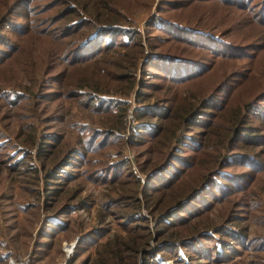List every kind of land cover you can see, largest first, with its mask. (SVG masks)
I'll use <instances>...</instances> for the list:
<instances>
[{"label": "rangeland", "instance_id": "rangeland-1", "mask_svg": "<svg viewBox=\"0 0 264 264\" xmlns=\"http://www.w3.org/2000/svg\"><path fill=\"white\" fill-rule=\"evenodd\" d=\"M167 1L176 4L167 5L164 0L116 1L111 4L117 9L111 18L118 17L132 35L135 30L134 38L141 41L139 49L143 51L135 55H147L153 49H182L203 63L201 72L186 80L176 76L167 80V72L163 74L164 84L170 85L164 96L175 95L178 100L196 104L219 86L220 100L215 108L224 109L214 110L217 112L209 118L215 130L205 136L197 133L202 141L192 143L196 154H192L189 165H194L189 170L183 168L180 176L193 185L210 175L217 177L218 184L214 183L212 197L205 196L202 214L187 217L181 230L172 234L169 232L175 228L153 224L152 217L159 208L141 203L138 211L149 217V229L162 232L150 240L146 250L160 239L172 242L174 250L157 251L148 256L147 263L138 255L136 264L186 261L188 250L180 240L200 232L210 236L195 244L198 252L207 249L212 255L214 245L224 246L221 240L227 243L223 247L227 254L216 262L211 256L190 253L192 263L264 264V120L254 122L257 128L249 133L261 136L260 144H232L230 148L232 142L226 138L234 124L229 116L233 111H226L229 101L239 99L233 104L237 110L264 88V0H213L215 4L211 0L202 4L198 0ZM84 3L81 14L92 19L97 6L93 0H0V27L7 37L0 36V264H10L9 259L13 264L98 263L103 243L114 238L127 240L114 212L132 211L131 199H121L132 193L130 185L101 180V169L124 157L142 183L139 166L143 161L163 159L145 154L146 143L127 141V127L134 120L132 110L155 99L154 95L134 97L141 61L134 69L131 87L129 80H121L123 85L111 81V76L91 82V73L82 69L95 60L116 59L130 47L113 44L73 64L61 56L62 46L51 38L61 22L51 25L52 18L47 15L66 4L80 8ZM158 21H169L180 29L163 28ZM184 28L194 33L203 30L213 37L184 33ZM90 31L89 26L84 27L73 37L82 39ZM130 38L123 35L112 40L125 42ZM248 43L255 45L238 48ZM100 65L111 67L106 62ZM178 72L180 76L182 71ZM236 72L249 74V78L238 83ZM79 79L89 86L70 91L74 85L70 81ZM247 83L250 86L240 98L239 92ZM258 103L260 108L254 112L264 118V100ZM182 134L183 139L191 135L188 131ZM31 140L32 144H27ZM42 141L50 143L44 148L51 150L43 161L37 157ZM258 148L261 150L257 153ZM233 153H247L249 157L239 161ZM221 164H226L223 170L230 177L217 174ZM53 166L58 180L45 177ZM94 170L96 179L91 174ZM50 188L57 190L49 192ZM125 243L131 245L130 241Z\"/></svg>", "mask_w": 264, "mask_h": 264}, {"label": "trees", "instance_id": "trees-1", "mask_svg": "<svg viewBox=\"0 0 264 264\" xmlns=\"http://www.w3.org/2000/svg\"><path fill=\"white\" fill-rule=\"evenodd\" d=\"M112 1L113 0H93V4L97 6L93 10L94 13L93 17H91L92 19L84 17L81 14V9H85V3L80 8L74 4L63 5L59 11L47 16L48 18H52L51 25L61 22L59 25H56L57 32L56 34H51V38L56 44L62 46L61 49L63 52L61 54L63 55L61 56L65 57L67 62L76 64L78 62L85 61L93 56L95 52L100 51H97V49L102 50L107 46H112L113 44L126 46L127 48L130 47L126 49V51H122L116 59L102 60L100 62L95 60L90 63V65L87 64L83 68L81 67L85 71L87 70L91 73V76L88 77L91 78V82L98 81V79L95 78H100L101 76H111V81L116 83L118 82L123 85L124 83L120 82L121 80H129L128 87H131L135 81L134 69H136V64L141 61L139 67V85L136 90L133 91L134 97L138 98L142 95H154L155 99L151 104L134 107L132 110L134 120L132 123H129L127 127V141H129V143L144 142V144H147L143 149L145 154L147 153L149 155L150 153H153L163 159H161L162 161H143V163L139 166V170L143 172L142 183H140L139 176L129 168L127 159L124 157L117 158L115 162L105 167V169H101V173L98 175L101 180L109 183L118 182L120 185H123L124 183L130 185L129 190L132 193L128 192V194L121 199H131V204L129 206L132 211L128 213L120 211L114 212L115 218H117V220H121L118 221V224H120L126 232L125 239L127 240L124 241V239L114 238L112 242L108 241L103 243L100 246V251H98V254L100 255L98 257V263L95 264H136V257L138 255L144 258V263H147L149 255H156L157 251L163 252L174 250V246L172 245V242L160 239L158 243H155V245L150 248V251L146 250L149 248L150 240H152L154 236H156L157 239L161 236L162 232L158 230H154L152 232L147 225L149 217L142 214L140 210L138 211V208L141 206V203H144L145 207H149L151 209L153 207H158L159 211L152 217L153 224L162 225L165 228H175L170 230L171 232H169V234H172L173 231L178 232L181 230L179 228L184 226L186 223L185 219L187 217L202 214L203 207L205 206L202 203L206 200L205 196H213L212 192L214 189V183L217 182V177L210 178V175L204 176V178L200 180V183L197 181L195 184L189 185L181 180L182 178L180 176L184 173V171L181 170L183 168L187 170L189 167L191 168L194 165H189V161H193V155L196 154V150L194 149L192 143L195 142L198 144L202 141V138L200 139L197 137V133H200L202 136L212 134L216 126L211 123L209 118L212 114L217 112L214 110L218 109L223 111L224 108H215L218 106L217 103L220 100L217 95L219 86L215 87L210 94L206 95L196 104H189L178 100L175 95L164 96L168 88H170V85L164 84L165 76L163 74L167 72V80L173 76L186 80L198 75L202 70L203 63L197 60L195 56L184 53L182 49L169 52L168 50L156 49L157 47H155L156 50H151L147 55H135V53L139 50L140 53L143 52L139 49L141 48V41L138 37L134 38L136 34L135 30L133 31L134 35H132V33L119 21L118 17L111 18L114 14V10L116 9L111 4L116 1L121 2L124 0H114L113 3ZM136 1L140 2L141 0ZM164 1L167 5L176 4L174 1ZM198 1L202 4L206 0ZM211 1L214 3L213 0ZM101 4V9L106 12V14H103L99 9V5ZM182 7L184 6L181 4V8ZM160 8H164V6H160ZM74 17L75 19H73ZM155 18L156 17H153V19ZM153 22L154 20L152 23ZM158 22L161 23V27L163 28L171 27L173 30L178 28V26H175L169 21ZM87 26H89L91 31L82 39H75L73 37L78 35L80 30ZM1 28L2 27H0V36L6 39L7 37L5 32L4 30H1ZM183 30L184 33L190 32L195 36L201 35L205 39L206 37L211 36V34L203 30H197L195 33L191 32V29L184 28ZM123 35L128 37L131 36V38L125 42H114V40H112L113 37ZM212 37L213 36L209 38L212 39ZM106 38L108 41H105ZM254 45L255 43H248L240 45L238 48L247 49L248 47H253ZM236 56L249 57L248 55ZM101 62H106L110 64L111 67L100 65ZM178 66L180 67L177 68ZM108 68H112L114 71H111ZM178 69L182 71L180 76H177L180 74ZM236 74L238 78L236 77L235 81L238 83H241L249 78V74L245 76L243 73L239 72H236ZM82 76L84 75L81 74V77ZM81 80L83 79H79L78 81L71 80L70 82L74 83V85L73 89L70 91L77 92V90L74 89L75 87L84 88V86H89V83L81 84ZM93 84L95 86L97 83ZM248 85L250 86V83H247L239 92L238 96L240 98L242 97V92L248 89ZM92 90L93 89L90 88L89 91ZM71 96H74V94H71ZM235 100L237 102L239 101L238 98H235ZM235 100H232L231 102L229 101L228 106H226V111H233L229 113V116H231L232 121H234L231 132L229 136L226 137L229 142H232L229 147L231 148L232 144H234L233 146L235 147L242 144L254 145L257 142L260 144L263 138L249 133L257 128V125H255L254 122H263L262 120H264L263 117H260L254 112L255 108H260L257 104L261 103L258 102L264 100V88L259 89L254 99L241 105L244 110L239 107H237V110L234 109L233 104H235ZM161 101L163 103H161ZM182 131L190 132V137L185 136L183 139L182 136L184 135H181ZM32 142L33 141L31 140L27 144H32ZM40 144L42 146L39 147L40 150L38 151L39 153L37 157L43 161L45 154L49 155L51 152V150L44 148L50 147V143L48 144L46 141H42ZM258 144L255 146H258ZM260 150L261 148H258L256 152L258 153ZM180 151L181 153L179 154ZM233 157L239 161H245L246 157H249V154L233 153ZM177 164L181 165V167H176L178 166ZM225 165L226 164H221L219 171L217 170L216 172L217 174H220V176L224 175L230 177L231 175L227 174L228 172L223 170ZM54 168L55 166L48 170L47 173L45 172V177L55 176L53 177V180H58V175L53 172ZM105 170L107 171L104 175ZM95 173L96 170L91 172L96 179ZM46 182L49 181L45 180V183ZM56 182H53V184H57ZM48 190L49 192H55L57 189L50 188ZM48 195L50 194H47V196ZM138 195L139 197H137ZM201 195L203 196L201 197ZM209 236L210 235L204 232H200L197 235H190L188 238L182 241L180 240L183 245L185 244L184 247L188 250V253L186 261L177 260L174 264H195L190 261L192 253L200 254L203 258L211 256L216 262H221V259L226 257L225 254H227L223 248L227 244L225 241L220 240L221 243H224V246L222 247L219 246L216 248V245L213 246L211 249V252H213L212 255L207 252V249H205V251L203 250L204 252L201 253L194 247L196 243L208 239ZM73 241L74 245L76 238ZM128 241H130L131 245L125 243ZM121 244L124 247L123 249H121ZM154 264L160 263L155 261Z\"/></svg>", "mask_w": 264, "mask_h": 264}, {"label": "built area", "instance_id": "built-area-1", "mask_svg": "<svg viewBox=\"0 0 264 264\" xmlns=\"http://www.w3.org/2000/svg\"><path fill=\"white\" fill-rule=\"evenodd\" d=\"M9 262H10V264H13L11 259H9Z\"/></svg>", "mask_w": 264, "mask_h": 264}, {"label": "crops", "instance_id": "crops-1", "mask_svg": "<svg viewBox=\"0 0 264 264\" xmlns=\"http://www.w3.org/2000/svg\"><path fill=\"white\" fill-rule=\"evenodd\" d=\"M68 253H70V250L69 251L66 250V254H68Z\"/></svg>", "mask_w": 264, "mask_h": 264}]
</instances>
